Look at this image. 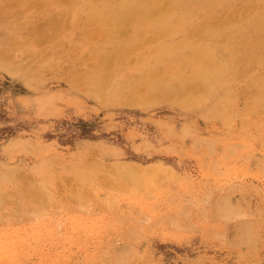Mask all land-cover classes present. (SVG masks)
I'll return each instance as SVG.
<instances>
[{"label":"rangeland","instance_id":"1","mask_svg":"<svg viewBox=\"0 0 264 264\" xmlns=\"http://www.w3.org/2000/svg\"><path fill=\"white\" fill-rule=\"evenodd\" d=\"M102 5L0 0V52L11 61L0 64V264H264V34L250 44L261 58L213 67L206 92L184 88L173 65L161 85L174 93L132 95L166 67L133 50L101 80L93 57L116 28L111 14L87 11ZM219 5L202 21L264 11V0ZM75 6L79 24L103 20L87 36L71 25ZM200 16L154 29L138 53L187 35L193 48L222 46L217 32L197 39Z\"/></svg>","mask_w":264,"mask_h":264},{"label":"bare ground","instance_id":"2","mask_svg":"<svg viewBox=\"0 0 264 264\" xmlns=\"http://www.w3.org/2000/svg\"><path fill=\"white\" fill-rule=\"evenodd\" d=\"M58 1H61V0H58ZM105 1L108 2V4H109L108 6L102 5L101 9L98 11L95 8L90 7L89 10L87 11V15L95 14V17H98V18H102L100 16H103V15H108V14L110 15L111 14L110 16H113L112 24H113L114 28H116L115 31L113 30L114 29L113 28L112 32L110 31V33L109 32L104 33L109 38V40H108L109 49L98 50L95 52V55L93 57L94 61H95V63L94 62L93 63L95 64V66L97 68V71L99 73V76L101 77V80L104 77V76L102 77L101 75H104L105 72H108V70L110 68L115 67L116 65L125 64V60L127 58L126 55L129 52H133V50H136V52H135L137 55L136 57L138 58L139 63H142V65L143 64L149 65L150 63H154L153 65H159V66L161 65V66L166 67V69H163L161 71L160 70L157 72L151 71V73L148 77L141 78V79L139 78V81L134 83V87H132V95H136V93H139L140 92L139 89L142 90V87H140V86H143L146 92H152V93L156 92L158 90H161V89L164 91H172V92H173V90L175 91V89H172L168 86L161 85V83L164 81V79H166V77L169 78L170 75L171 76L173 75L172 70H171L172 68L169 69L173 65L178 66L174 69L175 70L174 75L179 77L184 88H186L187 86L191 87L189 85L194 83L196 86L201 85V87L203 89H205V91L202 90V88H201V90L206 92L207 87L204 88V86H203L204 84L206 85V82L204 83L202 81V78L205 76L206 73H209L213 69V67L218 69L217 67L221 63L239 64L245 58H247L248 60H250L252 62L253 61L256 62L262 56V53L260 52V49H259L260 45H258L256 43L253 47H251L250 44L254 42V38H255L256 33L264 34V28H261L258 26V24L260 22H264V11L254 12L249 20L248 19L245 20V18H246V16H245L243 19L240 18V20L233 21L232 20L233 18L231 17L230 21H229V19H227V21L223 22L224 24L221 27H215L214 25L217 24V22H215L214 25H211L206 20L202 21V19H206V17H209L211 14L214 15V13L217 12V7L222 6V5H219L220 0H160L163 2V6L161 8H159V7L154 8V6L157 4L158 0H105ZM57 3H59V2H57ZM57 3L54 5H59ZM67 3H68V1H67ZM75 9H76V6L68 12L71 14V18H72L71 25L74 26L75 28L79 29L80 33L84 34V36H87L86 26H88L89 24H101L103 22V20H102V22H100V20L97 18L94 19V21L88 20V18H85L84 22L82 23L83 25L79 24L78 16L75 15L78 11L77 10L74 11ZM233 11H235V10H233ZM225 12L226 11H224V13ZM224 13L221 14L222 17L224 15ZM54 14L56 15V13H54ZM198 14L201 15L200 16L201 18L197 20V21H200V26H198V28H197L200 33L197 34V36H199V37H197V39L199 38L198 40L204 41V40H206L207 37H211L210 36L211 34H214L215 32H217V34H216L217 41L219 39L226 40L222 46L221 45L220 46H218V45L213 46V43H211V44H207V45H204L202 47H199V48H193L194 44L189 42L190 36L187 35V37L181 42H173V43H169V44L165 43V44L160 45L157 48V51L154 50V48L156 47V44H155V47L151 51L149 48L150 46L147 47L148 48V55H145L146 57H143L142 55H140L138 53V51H137V48H139L138 45L139 46L140 45L141 46H148L150 44V42H152L153 38L151 39L150 34L152 32H154L153 31L154 29H157V28L162 29V28H165V26L169 27V28H176L177 25L181 24L187 18H190V22H191V20L193 19L192 17L196 16ZM235 15H236V13H235ZM156 16H160V17H162V19L156 18ZM169 16H173L176 20L175 21H168V22L165 21L166 18ZM236 16H239V15H236ZM49 20H50V18H49ZM213 21H211V23ZM128 27H130V31H129L130 34H129V36L124 37L123 34L126 33L124 31H128L127 30ZM246 27H250L252 29L251 34L245 32ZM21 28H23V27H21ZM57 31H58V29H57ZM189 31H191V30H189ZM33 32H34V30H33ZM94 32H95V30H94ZM99 33H100V31H99ZM45 35H46V33H45ZM152 37H155V36H152ZM91 39H92V37H91ZM196 41L197 40H195V42ZM159 43H161V42H159ZM27 44H28V42H27ZM184 44L186 46L189 45L192 49L188 54L181 53V49H182ZM216 46H218V47H216ZM223 51H225V53H226L225 58H222V56H221L222 53H220ZM32 53H34V50L29 51V54H32ZM4 55L5 54L0 52V64L8 67L9 66L8 64H10L11 61L8 64L6 62H4ZM41 58H43V57H41ZM222 66H223V64H222ZM92 67H90V68H92ZM143 69H145V67H143ZM168 69L171 71V73H169L170 75L168 74V71H169ZM82 71H85V69ZM87 71L89 72V70H87ZM166 74H168V75H166ZM108 75H110V74H108ZM111 75H113V73ZM159 75H161V76H159ZM219 78L220 77L218 76V79ZM75 79H73V80H75ZM78 79H83V78H78ZM86 79H87V77H85V79H83L82 82H84V80H86ZM97 79H100V78H97ZM104 79H105V77H104ZM111 79L112 78H110L109 80H111ZM92 80H94V79H92ZM86 81H88L89 83L92 82V81H89L88 79ZM95 81H96V78L93 82H95ZM97 81H99V80H97ZM88 82L86 84H89ZM162 84H164V83H162ZM172 84L174 86V83H172ZM159 85H161V86H159ZM169 86H171V84ZM175 87H176V85H175ZM178 88H179V86H178ZM137 89L139 92L137 91ZM190 89H192V88H190ZM176 91H178V90H176ZM202 91H201V94L203 93ZM186 92H188V91H186ZM195 92L192 91V93H194V94H195ZM198 92H199V90H198ZM183 96H184V94H183ZM126 100H128V99H126ZM127 103H129V102H127Z\"/></svg>","mask_w":264,"mask_h":264}]
</instances>
